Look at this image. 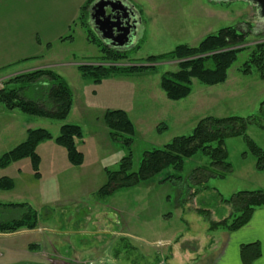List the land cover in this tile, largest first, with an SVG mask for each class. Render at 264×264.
Wrapping results in <instances>:
<instances>
[{
	"label": "rangeland",
	"instance_id": "374dc122",
	"mask_svg": "<svg viewBox=\"0 0 264 264\" xmlns=\"http://www.w3.org/2000/svg\"><path fill=\"white\" fill-rule=\"evenodd\" d=\"M206 3L212 8L209 16L203 11ZM131 4L141 27L128 47L106 45L91 28L83 27L79 33L71 29L65 39L53 43L50 52L44 51L41 60L14 68L51 64L70 87L73 100L64 120L9 110L0 102V156L26 138L25 126L43 128L52 135L37 146L38 176L28 158L0 168V178L12 179L14 184L11 190H0V223L18 220L27 212L37 216L34 229L0 233V264H173L163 255L172 251L173 244L191 250L195 242L185 240L191 235L201 244L202 258L207 256L202 264H211L221 247L208 250L207 241L223 235L227 241L232 236L227 231L211 234L208 230L209 220L219 221L230 212L220 198L264 188V170L255 169L254 157L243 137L237 136L225 140L232 172L224 178L209 177L195 183L190 173L208 165L209 160L194 157L185 161L181 171L170 169L165 182L154 180L105 198L97 195L106 182L104 170L117 169L122 157L129 155L132 170H136L144 151L190 134L201 118L256 115L264 100V80L255 67L249 74L241 71L254 45L264 41V19L258 17L252 2L170 0L162 6L153 0H131ZM227 26L248 33L242 45L246 50L237 54L223 83L208 86L192 79L190 94L180 100H169L160 87L161 75L177 69L175 60L159 61L137 72L114 73L99 83L78 70L80 64H115L105 60L109 49L126 56L115 65H149L145 63L148 56L170 52L179 44L195 46ZM16 86H25L20 94L23 99L50 109L47 86L4 84L5 88ZM118 109L126 112L134 125L129 145L112 142L103 122L105 111ZM65 123L77 124L82 130V137L76 141L83 153L80 166L69 164L65 150L54 143ZM261 123L264 126V120ZM163 125L166 127L161 128ZM246 133L264 150V127L249 125ZM194 191L197 193L192 196ZM196 208L207 210L208 219ZM228 264L234 263L229 260Z\"/></svg>",
	"mask_w": 264,
	"mask_h": 264
},
{
	"label": "trees",
	"instance_id": "16d2710c",
	"mask_svg": "<svg viewBox=\"0 0 264 264\" xmlns=\"http://www.w3.org/2000/svg\"><path fill=\"white\" fill-rule=\"evenodd\" d=\"M94 0H87L80 8L78 20L83 27L90 28L88 24V9ZM248 33L239 31L236 27L227 26L220 28L213 34L202 38L195 46L179 44L172 51L145 58L149 65H115L118 61L126 59L116 50L109 49L105 60L114 62L109 66L78 65V70L83 75L94 78L99 83L102 78L114 73H132L146 67H152L159 61L175 60L177 69L161 75L160 87L169 100H180L191 92L192 79H197L204 85L223 83L227 78V71L233 64L238 53L245 51ZM63 40V38H62ZM242 46V47H241ZM252 67L258 72L260 79L264 80V41L256 43L248 59L243 63L242 73L249 74ZM1 71V70H0ZM24 82L28 85L42 83L47 86V97L50 109L43 105L23 99L20 94L25 86L5 88V83ZM73 95L68 84L62 77L50 68L36 69L6 78L0 83V102L9 110L18 109L22 113L52 117L64 120L72 106ZM264 120V100L259 103L256 115L242 116H206L201 118L188 135L172 138L163 146H154L143 152L136 170H132L130 156L120 159L115 170L105 169L106 182L98 189L97 195L101 198L108 197L115 192L132 188L140 184H148L154 180L158 183L165 182L170 176L168 171L173 169L181 171L185 161L194 157H207L209 164L200 166L190 173L189 177L195 183H203L209 177L224 178L232 172V165L228 158L225 140L229 137H243L248 151L255 159V169L264 170V150L253 141L246 133L249 125H262ZM103 122L107 128L108 136L114 143L123 141L129 145L133 142L134 125L123 110H107L103 114ZM163 125L161 128H165ZM158 127V129H161ZM82 137V130L77 124H62L54 143L63 148L66 157L72 166L83 163V153L76 147V141ZM52 139V135L43 128H28L24 141L0 156V168H5L13 162L28 158L36 176L40 157L36 151L43 140ZM173 177V175L171 174ZM14 184L12 179L0 178V190H11ZM197 191L191 193L193 196ZM221 202L228 205V216L219 221L209 220L208 230L223 228L234 232L242 228L252 217L255 209L264 207V188L252 191H238L229 198H220ZM178 205V202H176ZM181 204V203H180ZM184 204V202H183ZM8 206H21L24 204H9ZM180 206V205H179ZM196 212L207 218L209 212L204 209H195ZM32 212V211H31ZM37 225V216L27 212L18 220L0 223V233H13L20 229H34ZM34 247V246H33ZM261 254L258 242L243 244L239 248L242 264H252Z\"/></svg>",
	"mask_w": 264,
	"mask_h": 264
},
{
	"label": "crops",
	"instance_id": "0c3cea01",
	"mask_svg": "<svg viewBox=\"0 0 264 264\" xmlns=\"http://www.w3.org/2000/svg\"><path fill=\"white\" fill-rule=\"evenodd\" d=\"M86 1L0 0V79L9 78L36 69L52 67L51 64H44L35 69L22 68L14 70L15 67H22L27 62L41 60L44 51L47 50V52H50L53 43L62 41V38L65 39L71 29H73L74 33L81 32L83 26L78 20V14L80 8ZM124 1L132 7L133 12L139 18L138 12H136L134 5L131 4V0ZM153 1L162 3V6L170 2V0ZM210 1L207 0V2ZM216 1L222 2L226 0ZM203 11L206 16H209L211 15L212 8L206 3L204 4ZM87 21L90 25L89 19ZM28 128V126H25L23 131H26ZM11 164L4 169L13 166ZM217 232L223 234L226 230L217 228L210 231L211 234ZM229 234L232 236L227 241L224 235L221 238L218 237L219 239L216 238L213 240L212 237L207 241L206 246L208 250H216L219 245L221 247L218 258L215 262H211V264H228L229 260L234 264H242L239 256V248L243 244L253 242L259 243L261 254L252 264H264V207L255 209L248 223L234 232H229ZM182 237L183 235H181ZM185 240H193L195 242V246L192 247L193 250L178 249L173 244L171 252L168 254L165 252L164 254L163 251V256L166 261L173 260V264H198L200 261L202 264V261L207 256L202 258L204 255H201V244H199L198 238L191 235ZM167 244L169 246L171 245V241L168 239Z\"/></svg>",
	"mask_w": 264,
	"mask_h": 264
},
{
	"label": "water",
	"instance_id": "95a60500",
	"mask_svg": "<svg viewBox=\"0 0 264 264\" xmlns=\"http://www.w3.org/2000/svg\"><path fill=\"white\" fill-rule=\"evenodd\" d=\"M227 1V0H226ZM259 5L264 19V0H245ZM132 7L124 0H94L88 11V19L109 41L110 46H123L133 36ZM124 39V40H123ZM116 42V43H115Z\"/></svg>",
	"mask_w": 264,
	"mask_h": 264
},
{
	"label": "flooded vegetation",
	"instance_id": "af4514ba",
	"mask_svg": "<svg viewBox=\"0 0 264 264\" xmlns=\"http://www.w3.org/2000/svg\"><path fill=\"white\" fill-rule=\"evenodd\" d=\"M254 4V2H252ZM257 9V15L258 17H262L261 15V8L259 5L256 6ZM133 12V10H132ZM133 14L135 15V18L132 19V21H134L133 23V36L132 38L127 42L124 43L123 46H110V44L112 43V41L107 40L106 38L103 37V35L97 30V27L94 26L93 22H90V28L92 29V31H94V33H96V35L108 46L114 48V49H119V48H123V47H128L138 36L139 31H140V19H138V17L136 16V14L133 12ZM124 40V39H123ZM106 41V42H105ZM116 43V42H115Z\"/></svg>",
	"mask_w": 264,
	"mask_h": 264
},
{
	"label": "built area",
	"instance_id": "2783aa9c",
	"mask_svg": "<svg viewBox=\"0 0 264 264\" xmlns=\"http://www.w3.org/2000/svg\"><path fill=\"white\" fill-rule=\"evenodd\" d=\"M97 264H103V263H97Z\"/></svg>",
	"mask_w": 264,
	"mask_h": 264
}]
</instances>
